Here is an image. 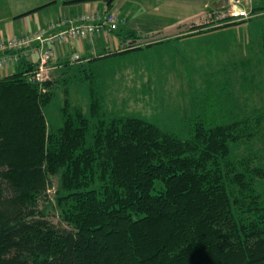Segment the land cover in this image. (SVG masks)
I'll list each match as a JSON object with an SVG mask.
<instances>
[{
	"label": "trees",
	"instance_id": "1",
	"mask_svg": "<svg viewBox=\"0 0 264 264\" xmlns=\"http://www.w3.org/2000/svg\"><path fill=\"white\" fill-rule=\"evenodd\" d=\"M251 11L252 19L264 17V7ZM217 12L187 30L247 22L227 23ZM127 38L133 41L125 49L135 44L132 33ZM260 43L264 67V31ZM27 51L0 79V264H264V203L257 191L264 167L232 154L264 128V108L228 125L195 122L180 139L138 118L102 119L92 91L89 118L66 100L62 124L52 128L43 114L51 83L30 76L37 61ZM52 178L64 227L39 209Z\"/></svg>",
	"mask_w": 264,
	"mask_h": 264
},
{
	"label": "rangeland",
	"instance_id": "2",
	"mask_svg": "<svg viewBox=\"0 0 264 264\" xmlns=\"http://www.w3.org/2000/svg\"><path fill=\"white\" fill-rule=\"evenodd\" d=\"M6 15L5 2L0 0L1 32L14 27ZM263 31L264 17H257L180 43L146 45L160 39L151 34L144 42L137 40L135 50L125 49L126 41L117 47L104 45L96 54H80L79 63L69 61L66 68L48 75L53 96L43 109L46 123L61 126L66 100L70 109H80L89 118L92 91L102 119L138 118L180 139L189 137L195 122L228 125L259 116L264 108ZM259 130L253 140L232 147L233 157L249 158L250 166L264 167V128ZM57 188V178H52L47 200L40 202L39 209L53 224L64 227L56 209ZM257 191L264 203V180Z\"/></svg>",
	"mask_w": 264,
	"mask_h": 264
},
{
	"label": "crops",
	"instance_id": "3",
	"mask_svg": "<svg viewBox=\"0 0 264 264\" xmlns=\"http://www.w3.org/2000/svg\"><path fill=\"white\" fill-rule=\"evenodd\" d=\"M72 0H4L7 10V19L13 20V28L6 32L0 31V42L13 37H20L42 28L50 20L55 19L61 12L66 16L84 12H104L107 9L116 11L120 16L118 31L112 35H100L89 40H76L71 43L59 45L56 48V59L53 62L54 69L59 71L66 68L73 55H91L105 46H121L128 41L129 34H133L135 42H144L151 34H156L160 39L154 43H180L182 40L192 39L198 35L208 32H189L188 26L204 18L212 10H217V16L221 15L223 9H215L213 3L219 0H114L113 3H106L104 0H91L81 3H70ZM257 7H264L263 0H255ZM134 4V6H132ZM253 0H242L241 8L251 9L254 7ZM28 16L14 19L27 12L41 8ZM98 7V9H95ZM62 15V14H61ZM17 24V26H15ZM143 39V40H141ZM98 45V47H97ZM80 58V56H79ZM81 59V58H80ZM30 60L37 61V53H33ZM16 68H9L6 73H12Z\"/></svg>",
	"mask_w": 264,
	"mask_h": 264
},
{
	"label": "built area",
	"instance_id": "4",
	"mask_svg": "<svg viewBox=\"0 0 264 264\" xmlns=\"http://www.w3.org/2000/svg\"><path fill=\"white\" fill-rule=\"evenodd\" d=\"M242 0H228L217 19H228L227 23L248 21L254 17L251 9L241 8ZM119 15L112 11L107 14L80 13L74 16L58 17L50 21L45 28L23 37H13L0 42V72L14 67L22 57H29L30 51L37 53V66L30 74L34 81L43 83L53 70L56 59V44L71 43L76 39H88L101 33L109 35L117 29ZM129 46V45H127ZM136 45L133 44L131 48ZM130 47L126 49H131ZM25 49L26 52L21 50ZM79 57L73 55L70 62H77ZM2 75L0 73V79Z\"/></svg>",
	"mask_w": 264,
	"mask_h": 264
},
{
	"label": "water",
	"instance_id": "5",
	"mask_svg": "<svg viewBox=\"0 0 264 264\" xmlns=\"http://www.w3.org/2000/svg\"><path fill=\"white\" fill-rule=\"evenodd\" d=\"M228 6V0H219L218 2L216 3H213V7L215 9H224Z\"/></svg>",
	"mask_w": 264,
	"mask_h": 264
}]
</instances>
